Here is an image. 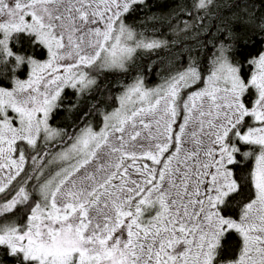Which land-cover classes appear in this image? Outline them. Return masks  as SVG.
<instances>
[{"label":"snow or ice","instance_id":"obj_1","mask_svg":"<svg viewBox=\"0 0 264 264\" xmlns=\"http://www.w3.org/2000/svg\"><path fill=\"white\" fill-rule=\"evenodd\" d=\"M155 7L0 0V264H264V0Z\"/></svg>","mask_w":264,"mask_h":264},{"label":"trees","instance_id":"obj_2","mask_svg":"<svg viewBox=\"0 0 264 264\" xmlns=\"http://www.w3.org/2000/svg\"><path fill=\"white\" fill-rule=\"evenodd\" d=\"M190 2H191V0H186V3H189L190 4ZM153 3H155L157 5V7H155L153 9V11L157 15H161V14L166 15L168 11H170L172 8L175 7V0H153ZM256 4H257V8H259V0H256ZM130 22H135V17H133L132 18V21H130ZM261 48H264V45H261L259 42H256V47L255 48L249 47V48L242 49L241 51H242L243 55H239L238 54V58L239 59H243L244 56L255 55L256 52H258L259 50H261ZM144 59H146V57ZM161 59H165L166 60L167 57H165L162 54L161 55ZM141 62L143 63V60ZM163 68H164V65L161 64V66H160L161 72L163 71ZM64 116H65V114L64 113H61V115L58 118V120L60 122H63ZM224 243H225L226 249H229L230 250L232 247H234L235 240L233 238H229Z\"/></svg>","mask_w":264,"mask_h":264}]
</instances>
